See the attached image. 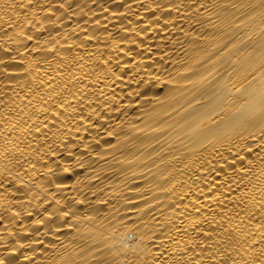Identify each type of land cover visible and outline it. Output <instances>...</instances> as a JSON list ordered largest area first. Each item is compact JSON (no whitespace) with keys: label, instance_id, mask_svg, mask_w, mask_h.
I'll use <instances>...</instances> for the list:
<instances>
[{"label":"bare ground","instance_id":"obj_1","mask_svg":"<svg viewBox=\"0 0 264 264\" xmlns=\"http://www.w3.org/2000/svg\"><path fill=\"white\" fill-rule=\"evenodd\" d=\"M0 264H264V0H0Z\"/></svg>","mask_w":264,"mask_h":264}]
</instances>
